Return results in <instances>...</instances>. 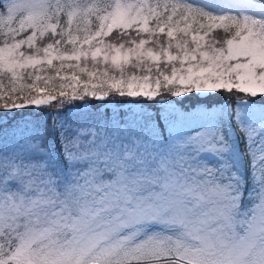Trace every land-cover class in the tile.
I'll return each instance as SVG.
<instances>
[{"label": "snow or ice", "instance_id": "obj_1", "mask_svg": "<svg viewBox=\"0 0 264 264\" xmlns=\"http://www.w3.org/2000/svg\"><path fill=\"white\" fill-rule=\"evenodd\" d=\"M0 139V264H264V0H0Z\"/></svg>", "mask_w": 264, "mask_h": 264}, {"label": "trees", "instance_id": "obj_2", "mask_svg": "<svg viewBox=\"0 0 264 264\" xmlns=\"http://www.w3.org/2000/svg\"><path fill=\"white\" fill-rule=\"evenodd\" d=\"M207 2H212V0H207ZM202 34V33H201ZM215 34H219L221 37H223L225 40L227 38H230V36H225L224 32L222 29H216L213 30V35ZM115 35V33L113 34ZM208 39H211L212 36L210 35L209 37H207ZM108 39H112V37H109ZM161 39L166 40V37H161ZM112 42H116L115 40H112ZM226 44V43H225ZM224 44V46H225ZM146 47H151V45H146ZM173 53H176L175 49L172 50ZM55 64H58V61H54ZM72 63H76V62H72ZM88 65L89 67H91V61L89 59L88 61ZM177 66H179V64H177ZM126 69V73H133L135 72L134 69H132L129 66H125ZM78 73V69L76 70ZM170 71V70H169ZM67 74H71L70 72H68ZM113 75H117L118 77V72H114L112 73ZM135 74L137 75H141L142 73L139 72H135ZM45 75H55L54 73H45ZM81 79H87L86 76H81ZM60 83L59 80H56L52 83H50L48 85L49 90H52L55 86H57ZM40 86L44 87V83L43 81L40 82ZM163 91V89H162ZM53 94H56L55 92ZM211 96V99H209V97ZM161 97L164 98H168L170 100H175L177 103L176 105L172 106V105H165L166 102H164V105H161L158 103V99L160 97H158V99L156 101H147V100H143L141 99V101L138 104L139 106L135 107V106H129V107H123L122 103L124 102H120V98L116 97V96H111L109 97V100L106 101H96V100H91L86 98L85 102H74L76 104H80L83 103L84 107L81 108H72L71 111H68L67 115L69 117L74 116V115H79L81 112H87L89 114H91L94 117L100 116L102 114H104L105 112H107L109 115H112L116 112H128V111H136V112H143L144 114L147 115H156L157 113L163 115V116H168V117H172L175 113H198L200 112L202 109H207L209 107L220 111L221 109H223L224 107H228L230 110L234 107L232 104L233 99H238V100H243V99H250L246 94L243 93H236L235 91L232 94H228L227 92H220L217 94H208L206 96H201V94L196 93V92H192L184 97H170L167 95H162ZM255 99H258L255 98ZM69 107V105H65V109H67ZM252 107H255L256 109H259L260 105H253ZM52 111H55V109H50ZM18 111H22V112H28V111H35L34 109H25V110H18ZM28 119H32V117H28ZM44 120H47L48 117L44 116L43 117ZM194 122V121H186L184 123V125H189V123ZM196 123V122H195ZM162 125H167L168 121L167 120H162L161 121ZM196 124L191 127V128H195ZM10 140V137H9ZM4 141L2 139H0V147L3 146ZM8 147L11 148L12 145L11 143L8 144Z\"/></svg>", "mask_w": 264, "mask_h": 264}, {"label": "rangeland", "instance_id": "obj_3", "mask_svg": "<svg viewBox=\"0 0 264 264\" xmlns=\"http://www.w3.org/2000/svg\"><path fill=\"white\" fill-rule=\"evenodd\" d=\"M227 45L225 44V46L224 47H226ZM173 54H176V53H173ZM177 67H179V66H177ZM169 74H170V71H169ZM154 86V85H153ZM179 85H177V87H178ZM199 94H201V96L203 97V96H206V95H208V94H204V93H199ZM158 103L159 104H161V105H164V102H166L165 103V105H172V106H174V105H176V101L175 100H170V99H168V98H164V97H160L158 100ZM122 106L123 107H129V106H135V107H137V106H139L138 104H136V103H122ZM196 123L195 122H191V123H189V125H184V127H186V128H191V127H193L194 125H195Z\"/></svg>", "mask_w": 264, "mask_h": 264}]
</instances>
